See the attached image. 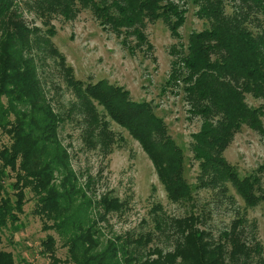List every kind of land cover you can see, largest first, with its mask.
<instances>
[{"label": "trees", "instance_id": "16d2710c", "mask_svg": "<svg viewBox=\"0 0 264 264\" xmlns=\"http://www.w3.org/2000/svg\"><path fill=\"white\" fill-rule=\"evenodd\" d=\"M190 1L197 7L196 17L209 27L192 32L184 42L180 30ZM227 2L233 5L231 14ZM77 3L90 6L104 28L125 36V45L135 35L138 44L129 46L133 52L145 45L153 48L144 31L149 22L163 21L177 40L169 50L171 70L161 96H181L192 119L201 122L191 143L199 169L196 182L191 183L187 156L155 104L135 101L129 91L106 80H79L50 40L55 29L31 27L17 0H0V133L10 139L9 145H0V243L4 229H21L29 190L43 229L55 231L68 252L61 260L58 240L47 235L40 253L50 257V264H264V245L241 240L245 214L216 236L196 198L199 190H211L234 202L233 188L246 208L264 201V163L242 177L225 155L243 126L264 140V106L247 103V93L264 101V0H30L29 6L51 18L60 11L69 18ZM48 59L74 96L67 108L55 103L43 78ZM66 121L86 122L85 145L104 155L122 140L111 122L125 129L152 162L168 201L189 209L170 216L156 203L152 216L140 223L143 230L107 234L110 218L124 217L130 203L113 191L93 192L92 176L81 180L61 140ZM10 172L15 182L8 187ZM163 237L173 242V250L153 246ZM0 264H16L13 253L0 248Z\"/></svg>", "mask_w": 264, "mask_h": 264}, {"label": "rangeland", "instance_id": "374dc122", "mask_svg": "<svg viewBox=\"0 0 264 264\" xmlns=\"http://www.w3.org/2000/svg\"><path fill=\"white\" fill-rule=\"evenodd\" d=\"M17 1L22 10V18L28 25L43 31L51 27L55 29V35L50 36V40L54 47L65 55L67 63L74 68L79 80L85 84L106 80L129 91L133 100H145L157 106V113L165 118L171 136L187 156V173L191 183H195L199 169L198 163L192 160L191 143L192 135L200 131L201 122L197 118L192 119L181 96L169 93L161 96V88L171 70L172 58L169 50L177 42L166 24L161 20L146 23V39L153 48L148 49L145 45L143 48L148 52H142L143 48H135L133 52L129 50V46L138 44L136 36L127 37L128 44L125 45V36H117L111 28L106 29L100 25L101 20L94 15L90 6L77 3L76 9L71 10L70 19L61 11L51 18L52 16L42 15L37 9L30 7V0ZM187 7V21L180 30L181 40L184 42H187L192 32L209 27L206 21L196 17L198 10L191 1ZM232 11V3L227 2L226 13L231 14ZM260 17L264 28V15ZM45 19H48L49 24L45 23ZM43 71L46 85L55 95V103L69 107L74 96L52 59L47 60ZM247 103L255 108L264 106V101L255 99L251 93H247ZM85 123L77 125L76 122L66 121L61 130V140L70 152L74 169L80 173L83 182L88 176L95 179L93 192L101 195L113 191L114 195L122 200H128L131 208L124 217L114 215L110 218L112 227L107 228V234L143 230L140 223L142 219L148 218L156 203H160L170 216L184 215L189 208L168 201L152 162L125 129L111 122L110 128L116 132L117 138L122 137V140L116 144L111 154L104 155L99 150H92L85 145L82 139L87 129ZM9 144V137L0 133V145ZM225 155L242 177L250 175L264 163L263 137L249 126H243ZM10 174L8 187L15 182V174ZM262 178L264 189V177ZM230 189L234 202L211 190L196 192L199 211L205 215L207 227L217 236L230 229L233 221L244 217L245 214L244 229L240 228L239 231L241 240L249 245L259 240L264 245V201L253 208H246L243 199L233 188ZM9 191L13 195V191ZM90 195L92 196V192ZM35 205L36 199L27 190L26 205L19 219L21 229H4L0 248L12 252L16 264H50V257L43 256L40 252L41 242L47 235L52 234L58 240L57 256L66 260L68 252L63 246V241L55 231L43 229L44 220L33 212ZM165 238L159 239L153 246H158L165 252L173 250V242Z\"/></svg>", "mask_w": 264, "mask_h": 264}]
</instances>
